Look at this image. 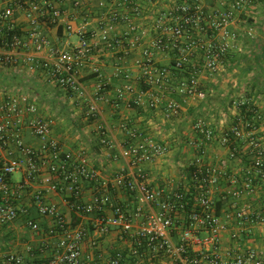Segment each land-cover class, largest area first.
Returning <instances> with one entry per match:
<instances>
[{
  "label": "built area",
  "instance_id": "2783aa9c",
  "mask_svg": "<svg viewBox=\"0 0 264 264\" xmlns=\"http://www.w3.org/2000/svg\"><path fill=\"white\" fill-rule=\"evenodd\" d=\"M257 1L217 0L222 9H208L205 0H182L160 10L152 24L155 36L137 61L140 73L134 75L116 64L115 73L124 83L113 98L107 97V80L94 69L97 80L89 117L100 116L99 103L117 104L128 98H134L137 106L156 109L161 104L160 95L172 96L163 107L167 119L179 117L186 103L204 101L209 93L203 78H214L224 70L227 56L241 41L240 33L232 29L237 17ZM126 3L133 2L119 0L118 7L103 16L98 29H75L77 43L63 46L54 43L44 28L58 27L63 21L67 13L61 8L62 0H0V76L14 70L27 86V80L39 73L47 85L83 97V71L101 48L125 55L124 40L135 45L146 38V32L131 40L112 35L119 23L137 32L132 17L119 10ZM81 5V0H71L75 11ZM133 5L134 13L141 15ZM100 7L107 5L102 1ZM65 30L72 33V25H66ZM245 35L253 38L252 29ZM159 56L168 63L160 64ZM136 81L146 90L136 89ZM29 91L16 84L0 87V225H20L38 239V244L26 245L23 253L0 255V264H84L83 243L89 227L67 218L49 201V192L61 195L77 219L91 220L94 249H100V239L112 229L130 242L128 251H115L107 264H264L263 254L256 249L222 248L230 223L238 229L264 224V203L236 206L239 200L255 197L264 186L263 117L257 111L251 123L239 114L245 106L250 109V98L238 95L230 100L234 114L228 127L218 129L221 133L205 119H197L193 125L196 137L189 144L199 153L182 174L186 183L173 189H155L148 184L144 166L167 154L168 146L121 123V130L129 137L120 151V156L128 159V170L112 180L103 179L86 153L63 150L52 136V121L41 115L39 103ZM213 145L226 152L209 160L206 150ZM87 191L89 201L84 200ZM118 191L136 200L132 212L115 201ZM227 198L234 203L232 214L218 213V202ZM231 238L238 240V232ZM100 252L92 264H104Z\"/></svg>",
  "mask_w": 264,
  "mask_h": 264
},
{
  "label": "crops",
  "instance_id": "0c3cea01",
  "mask_svg": "<svg viewBox=\"0 0 264 264\" xmlns=\"http://www.w3.org/2000/svg\"><path fill=\"white\" fill-rule=\"evenodd\" d=\"M81 1V9L75 11L72 9L71 0H62L61 8L67 13L64 16L63 21L58 27H44L46 33L50 36L54 43L63 46L77 43L78 36L74 32L75 29L79 27H84L89 31L98 29L99 22L103 19V16H105L111 8H117V4L119 3V0ZM102 1H104L107 5L105 9L100 7V3ZM128 1L133 3H126L119 10L132 17L135 26H137V32L131 31L128 25L119 23L115 25L114 30L111 33L112 35H117L121 38L128 37L131 40L134 35L137 36L139 33L146 32V38H142V42L140 41V43L138 42L135 45H130L128 39L124 40V49L126 50H124L125 55L121 51L114 52L101 48L93 62L90 63L83 71V77L81 79L82 86L85 90L83 97L67 93L60 87L47 85L44 81L45 79L39 73L36 78L32 79L34 80V84L32 85L33 88H31L29 92L34 99H37L41 115L52 121V136L60 143L63 150L73 153H79L80 151L86 153L90 159L91 166L98 171L103 179L112 180L120 171L128 170V159L120 156V151L122 150L123 145L129 141L128 135L120 128L121 123L125 122L130 129L135 132L142 133L144 137H149L168 146L170 150L167 154L157 158L154 162L145 165L144 168L148 176V184L152 188L173 189L186 183V179L182 178V174L184 171L187 172L188 167L197 156V153L195 152L196 149L188 144V141H191V139L186 140L187 144L185 145V141H183L184 139L182 140L181 137H177L178 133L184 135L186 128L187 131H189L188 127L191 125V122H193V124L195 123L194 121H190V114L206 110V106H211L210 103L212 102V97L215 99L216 95L222 92L221 95L225 97L223 100L221 99V105L219 104L218 109L221 111L228 109L230 116L233 117L234 111L230 107L231 105L228 106L225 104L227 97L230 94H233V91H228L226 89L227 85L224 83L226 82V78L222 73L226 72V67H228L230 63L234 65L240 61V63H244L246 61L248 62L249 60H253L252 62L257 66H263L264 46L255 44L252 47L255 52L251 49V51L254 52V55H247L246 58H239L237 52H243L244 48H247L250 45L245 44L242 40L238 42L237 47H235L234 50L227 56L224 70H222L214 78H203L202 84L209 93L206 99L204 101H194L190 104L186 103V105H184L185 107L181 110L180 116L177 118L167 119L163 114V107L166 104L167 99L172 97L170 95H160L161 104L156 109H149L144 105L137 106L134 103V98H128L117 104L108 102L99 103V108L101 110L100 116H98L97 119L90 118L88 110L90 100L94 97V88L97 80L96 74L93 72L94 69H99L107 80V97L110 99L113 98L115 90L124 83L122 78L115 73L116 64L118 63L125 70H129L134 75H138L141 69L138 67L137 61L141 59V51L145 45L150 42V39L155 36V31L152 29V24L155 18L154 15L160 10L172 8L176 3H179L182 0ZM205 3L208 9L218 6L222 9L217 0L214 2L213 0H205ZM133 4H135L142 11L141 15H136L134 13ZM255 5L242 14H248V11L254 10ZM19 20L23 25L26 24L23 16H20ZM68 24L73 27L72 33H67L65 30V26ZM240 26L241 25L239 23L238 25H235L234 28L236 29V27H238L239 30ZM251 44L254 43L251 42ZM119 58H121V60ZM158 58V60H160V64L168 63L166 58L161 56ZM12 79H15V81L18 82L16 83L18 87H21L22 85L26 86L24 82H21L22 76L16 71L8 70L1 73L0 81L5 80L6 82H9ZM135 86L138 90H146L140 82L136 81ZM27 88L23 89L27 90ZM216 89L219 90V93L216 92ZM252 91L253 90L250 89V91H246V94L253 97L254 93ZM146 98L147 97H145V99ZM173 98L182 102L180 97L175 96ZM253 103L255 107L264 114V105L262 103H257L255 99L253 100ZM230 116L229 119L231 118ZM206 122L211 128H214L218 133H221L218 129H221L223 126L228 127L230 120H226L224 122L223 120H220L218 123L209 122L207 120ZM191 131L193 138H195V131L193 129H191ZM176 132H178L177 135ZM261 134L264 135V124H262ZM28 142L30 144H34V146L37 145L35 140H28ZM206 151V155H208L206 158L209 160L222 157L226 152L225 149L219 147L218 145H213ZM237 167L238 166H236V168ZM241 168H243V165ZM48 196L49 201L55 203L67 218H71L75 224H84L89 227V236L83 243L84 264H92L93 260H95L100 251L102 252V255H104L102 263L107 264V259L111 257L115 251L129 250L130 242L123 240L117 229H112L110 234L100 239L101 246H99V250L94 249L91 246V239L94 238V230L91 220L77 219L74 214H70L69 209L65 205L61 195L49 192ZM114 198L116 202L123 205L128 211L132 212L137 206L136 200L127 192L118 191L114 194ZM90 199V192L87 191L84 195V200L89 201ZM218 199L220 200V196ZM221 201L222 214H232V211L234 210V203L231 199L227 198ZM27 202H29V200H27ZM262 203H264V186L259 188L255 197H246L243 200H239L236 206L243 207L252 205L254 207H258ZM140 222L141 221L136 224V227ZM9 229L10 231H12L11 229L15 231H22L24 228L16 224L9 226ZM235 231L239 234L238 240H232L231 238V234ZM16 237L17 240H14V243H11L12 247L8 248L5 252H1L0 255L8 252L23 253L26 245L31 244L36 246L38 244V239H34L28 235V233H18ZM236 247L240 250L253 248L262 253L264 256V224H250L238 229L237 225L230 223L229 230L223 236L222 248L233 249Z\"/></svg>",
  "mask_w": 264,
  "mask_h": 264
},
{
  "label": "rangeland",
  "instance_id": "374dc122",
  "mask_svg": "<svg viewBox=\"0 0 264 264\" xmlns=\"http://www.w3.org/2000/svg\"><path fill=\"white\" fill-rule=\"evenodd\" d=\"M239 23L241 25L240 29L238 30V27H236V29L234 28V30L238 31V33H240L241 35L240 36L241 40L245 44H249L250 46H248L247 48H244L243 52H237V54L239 55V58L241 57L246 58L247 55L248 56L254 55L255 51L252 49L253 45L259 44V45L264 46V0H258L255 5L254 10L248 11V14H241L240 16H238L236 25H238ZM251 28H252L253 38H248L245 35V31ZM251 42H253L254 44H251ZM251 49L254 52H252ZM263 56H264V50H263ZM252 61L253 60H249L248 62L246 61L244 63L243 62L240 63L241 62L240 61L234 65L230 63V65L226 67L227 68L226 72L222 73L224 74L223 76L226 78L225 79L226 82H224L225 85H227L226 89L228 91L229 90L233 91L232 92L233 94H230L227 97L228 102L227 101L225 102L226 105L229 106L230 100L233 97L238 96V95L244 96V97L246 96V98H250L252 101L255 99L257 103H262L264 105V76H263L264 74H262L264 73V65L257 66ZM27 82H28V85L27 86L22 85L21 88L28 87V90H31V88H33L32 85L34 84V80H31V81L27 80ZM16 83L18 82H16L15 79L10 80L9 82L2 80L0 81V87H4L8 85L13 86ZM218 89H216V92L219 93ZM226 89L225 91L227 92ZM250 89L253 90L252 91L254 93L253 97L246 94V91H250ZM221 94L222 92L216 95L215 99L212 97V102L210 103L211 106H206L207 107L206 110H201L195 114H190V118H191L190 121L195 122L197 119H205L209 122L218 123L220 122V120L221 121L223 120V122L226 120H230L231 118L229 119L230 113L228 109L223 110V111L218 109L221 99L223 100L225 97ZM193 125H194L193 122H191V125H189L188 127L189 131H187V128H186L185 129L186 132L184 135L176 132V135L178 133L177 137H181L182 140L184 139L183 141H185V145L187 144L186 140L193 138V134L191 131V129H193ZM189 141H188V144H189ZM195 152L198 155L199 152L197 150H195ZM206 157H208V155H206ZM19 178H20V175L15 177V179H19ZM11 230L12 231H10L9 227L7 226L0 225V253L5 252L8 250V248L12 247L11 243H14V240H17L16 235L18 233H21V234L22 232L27 233V230L25 228L22 231H15L13 229Z\"/></svg>",
  "mask_w": 264,
  "mask_h": 264
},
{
  "label": "trees",
  "instance_id": "16d2710c",
  "mask_svg": "<svg viewBox=\"0 0 264 264\" xmlns=\"http://www.w3.org/2000/svg\"><path fill=\"white\" fill-rule=\"evenodd\" d=\"M257 111H259V109H257L252 101L251 105H250V109H247V106L243 107L242 109L239 110V114L241 116V118H243V121H247V122H253V118L255 116H257ZM261 119L263 117L264 119V114L261 112L260 113ZM263 124H264V120H263ZM256 126H259V124L256 123ZM207 152V151H206ZM221 202H218V213L221 210ZM39 259V258H38Z\"/></svg>",
  "mask_w": 264,
  "mask_h": 264
}]
</instances>
